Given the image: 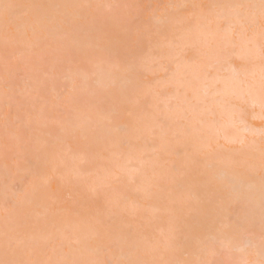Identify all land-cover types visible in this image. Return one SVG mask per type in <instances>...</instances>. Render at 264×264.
I'll use <instances>...</instances> for the list:
<instances>
[{"label":"bare ground","instance_id":"obj_1","mask_svg":"<svg viewBox=\"0 0 264 264\" xmlns=\"http://www.w3.org/2000/svg\"><path fill=\"white\" fill-rule=\"evenodd\" d=\"M193 1L179 0L177 6ZM231 1L213 0L209 14L199 10L189 24L174 22L172 27L166 22L173 18L154 20L156 31L166 24L159 36L171 32L164 49L179 51L170 57L161 45L151 46L157 50V61L166 59L157 65L160 70L173 64L171 79L151 91L141 89L131 74L139 56L124 54L130 42L116 34L107 36L106 29L122 30L118 23L105 21L99 30L90 25L77 29L83 13L73 8L75 0H0V37L5 46H18L23 55L46 45L52 51H72L81 62L92 64L87 72L68 67L62 76L70 92L60 104H67L62 110L70 109L71 118L51 117L54 124L44 132L46 137L35 136L34 143L17 155L41 180L20 197L0 194V211L7 209L0 222V245L6 244L0 264H211L221 253L230 264H264V126L245 125L249 119H264V62L236 67L237 60L264 58V33L242 37L248 23L264 22V0ZM5 17L10 24L20 23L9 28ZM221 22L226 28L219 31ZM26 33L34 39L24 45L20 36ZM225 47L235 48L225 59L232 58L225 68L229 74L201 78L202 70H219L223 61L219 50ZM4 49L0 44V51ZM191 49L196 51L192 64L183 57L170 59ZM30 76L23 88L27 95L37 91ZM207 97L211 99L206 102ZM79 101L87 102L86 108H79ZM156 102H162L156 112L143 109ZM247 108L256 112L248 114ZM42 111L26 119L31 133L45 123ZM123 111L129 114L126 120L120 119ZM181 118L186 119L183 127H170L171 121ZM115 120L118 123L112 126ZM245 134L255 138L247 141ZM75 143L82 151L71 154L72 160L60 154L63 144L67 151ZM211 153V158L201 160L200 155ZM80 162L91 167L77 170ZM164 162L169 166H162ZM61 167L64 181L77 183L86 176L80 189L90 202L81 199L59 216L46 214L41 190L46 184L57 192L53 176L61 175ZM118 177L120 185L106 190ZM99 197L107 204L97 207L95 214L88 212ZM155 200L160 203L150 207L147 221L138 229L127 226L117 212L106 213L105 218L96 215L114 206L134 214L150 209L143 202ZM151 220L158 225L149 231ZM155 234L152 242L149 236Z\"/></svg>","mask_w":264,"mask_h":264},{"label":"rangeland","instance_id":"obj_2","mask_svg":"<svg viewBox=\"0 0 264 264\" xmlns=\"http://www.w3.org/2000/svg\"><path fill=\"white\" fill-rule=\"evenodd\" d=\"M178 2L179 0H88V3H86L84 0H75L73 8L76 10H81L83 13V18L76 23L77 29L83 30L85 26L90 25V27L94 26L93 28H98L99 30L105 21L111 22L112 20L111 24L114 22L118 23L122 30H120V32L118 31V33H115L112 32L113 30L110 32L109 29H106L105 31L107 32V36H113L116 34L120 38L124 39V41L130 42V46L124 51V54L132 52L139 56L138 59H134V62L136 63L134 64V69L131 71V74L137 77L136 84L141 86V89L143 88L149 89L151 91H157V85L171 79V70L173 69V64L171 62L167 65L165 70H160V67H157L159 63H165L166 59L157 61V50L151 48V46L159 44L161 45H158L159 48L162 47L164 49L165 43L171 36V32L167 31L169 26H167L168 28L165 29V31L169 32L170 34L164 32L166 35L164 34L165 36L163 35L162 37L159 36L160 33L158 34L157 32L160 30L162 31L164 28H161L166 24L168 25V23L171 26L175 25L174 22H179L177 24L178 26L181 24L183 25L191 23L196 19V14L199 12V10H201L202 13L207 14V12L212 9L213 4V0H194L191 5L187 4L185 7L179 8L177 6ZM237 2V0L231 1L232 4H237ZM21 17L23 19L26 17V15H22ZM166 17H168L169 20L170 18H173V21L170 20V22L168 21L166 24L163 23L165 25H163L161 28L158 26V30L156 31V20L162 19V21H164ZM178 19L181 20V23L180 21H177ZM18 20H20V18H18ZM3 22L9 25L10 19L5 17V21L3 20ZM171 22L173 23L170 24ZM18 23H20V21L16 22L15 25L10 24L9 28H15ZM111 24H109V26H111ZM175 28L177 29V27ZM219 28V31L226 28L224 22L219 24ZM18 30L20 31V29ZM171 30L175 29L173 28ZM174 32L177 31L175 30ZM257 32L264 33V22L258 26L253 23H248L242 30V37L244 39H249L252 38ZM13 33L17 34L18 31L15 30ZM79 33L81 34V32ZM2 36L3 35H1V37ZM1 37L0 44L3 45L5 49L0 51V194L4 193L5 196L17 195V197H20L25 195V192L32 185L41 180L38 175H34L30 172L31 166L28 162L17 158L20 149L22 150V148L26 145L30 146L33 144V139L35 136L46 137L44 132L49 130L54 124L50 123L51 117L59 116L65 118L66 120L71 118L70 109L66 110L68 111L67 113L62 110L66 108L67 104H60V102L64 100V98L68 96L70 92L68 89V80L62 76L66 74V69L68 67H70L71 71H74L75 69H83L85 72H87L92 67V64L89 62H81L73 55L75 53L72 51L70 53L65 52L64 50H60L59 52L52 51V48L46 45H43L40 49L30 54L26 51H23V55H19L18 51L21 48L18 46H12L11 48H9V46H5L3 44L4 40L1 39ZM235 38L236 36L233 35L232 39ZM20 39L22 40L20 43L26 45L32 41L34 37L30 36L29 33H26L21 35ZM56 45L57 44H55V46ZM234 49L235 48L230 47L221 48L219 53L221 54V61H223L221 62L219 70L209 69L207 72L202 70L200 77L227 76L229 71L225 70V68L229 67L232 58L228 59L227 61L225 59H227L228 52H232ZM164 51L169 53L171 57V54H177L179 50L177 47H174L173 49L166 48ZM262 53L264 54V49L262 50ZM195 54L196 51L191 49L189 53L179 52L178 57L170 59L173 62V60L183 57L186 61L190 60L192 64L195 61ZM147 55H149L150 58H146ZM27 57L29 59H27ZM263 62L264 58L257 59L255 62H244L237 60L236 67L244 66L246 68H252L254 64ZM54 65L57 66L56 69H53ZM29 73L31 75L30 78L35 80L34 85L37 91L27 95L23 92V88L25 83H28V80L25 78L27 74L29 75ZM89 83L92 84V81L89 80ZM43 99L48 100L47 102L42 103ZM210 99L211 97H207L204 99V101L207 102ZM50 103L52 107L49 106ZM168 105L174 106L173 102H169ZM77 106L84 109L87 106V102L79 101ZM161 106L162 102H156L152 106L143 107V109L147 111V113L151 111L156 112V110ZM203 106L205 107L206 105ZM41 108H43V111L41 112L42 115L40 116V119L41 121H45V123L41 126L34 125L36 129L34 128L31 133L27 129L28 127L26 125V119H34L37 111H39ZM75 108L78 107L74 106V109ZM247 111L248 114H251L256 112V109L247 108ZM128 118L129 114L123 111L120 119L126 120ZM117 123L118 121L116 120L110 122L112 126L116 125ZM185 123L186 119L181 118L171 121L169 124L172 128H180L183 127ZM196 125L198 126V124ZM245 125H249L251 128H258L264 126V119H249V123H245ZM238 127L240 128L241 126L238 125ZM245 136L247 141L255 138L254 136H249L248 134H245ZM146 142V139L138 141L139 144H144ZM59 150L60 154H64L68 158L75 152L80 153L82 151V146L75 143L72 148L65 151V144H63L61 147H59ZM211 156L212 153L200 155V158L201 160H206L211 158ZM68 159L72 160L71 158ZM103 166H106V164ZM162 166H169V163L164 162ZM20 167L24 168V170H18ZM89 167L85 166L83 162H80L77 164L76 169L81 171ZM60 170L62 171L61 175L53 176L56 185L55 187H57V192L54 191V193L49 190L46 184L41 190V200L45 205L44 212L46 214L59 216L62 213L71 210L73 205H75V203H79V200L81 199H86L85 202H90L87 193H83V190L80 189L83 182L82 179L86 176H83L82 178L80 177L79 182L77 183L72 182L70 179L64 181L62 179L65 178L66 173L63 172V167H61ZM104 171L107 172L109 170L106 167ZM119 179V177L113 180L111 179L110 184L105 189L110 190L111 187H118L120 185L118 183ZM159 203L160 200H155L143 202V205L145 207L154 208ZM106 204L107 202L99 197L96 201L90 203L87 211L95 214L97 207H101ZM151 208L140 209L132 214L125 211L127 207L114 206L108 209L102 208V212L97 213L96 215L100 218H105L108 215L106 213H111L112 211L117 212L121 219H123L122 221L126 222L124 223L127 224V226L132 225L138 229L140 228V224H144L147 221L144 216L148 215L149 211H151ZM36 211L38 212L40 209H36ZM6 212L7 209L0 211V222L5 218L4 216L6 215ZM42 217L43 216H41V219L43 220ZM148 224L151 225L148 227L149 231L158 225L155 220L148 221ZM178 237H180V235ZM149 238L152 240V242H155L157 234L152 235V238L149 236ZM174 240V242H178L180 239L178 240L176 237ZM5 245H0V251H2L1 249ZM3 250H5L7 253L10 251L7 248L5 249V247ZM9 254L12 256L10 252ZM39 258L43 259V257L38 256V259ZM213 258L212 260L210 259L211 264H230L231 262V260L222 253L216 256L214 260Z\"/></svg>","mask_w":264,"mask_h":264}]
</instances>
